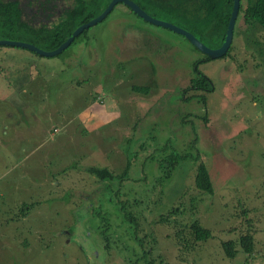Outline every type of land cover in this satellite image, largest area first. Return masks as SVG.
<instances>
[{
  "label": "rangeland",
  "instance_id": "rangeland-1",
  "mask_svg": "<svg viewBox=\"0 0 264 264\" xmlns=\"http://www.w3.org/2000/svg\"><path fill=\"white\" fill-rule=\"evenodd\" d=\"M239 21L233 28V60L226 56L201 62L198 71L210 80L212 91L192 93L188 100L183 99L182 88L193 76L194 60L203 58L201 52L178 34L134 17L121 5L59 55L44 57L20 47L0 46V176L7 170L0 177V190H4L7 205L21 198L46 200L35 210L40 213L44 209L36 215L37 222L25 220L24 224L9 225L7 241L0 238V264H126L122 258L125 253L119 247L109 255L95 250L93 255L99 263L88 254L91 244L82 239L88 218L82 220V225L80 221V205L86 202L79 200L85 192L83 180H96L86 174L88 167L117 172L123 169L125 135L132 137L130 150L146 142L147 148L139 152L140 159L150 150L153 158L159 157L161 149L166 148L191 155V142L196 138L194 146L213 182L212 195L195 191L196 163L185 170L177 169L169 180V189L178 192V197L183 187L188 194L184 202L175 203L179 214H184L171 219L184 223L198 220L212 234L192 254H185L186 262L174 230L156 222L160 213L174 206L167 203L169 195H164L161 205L151 204L148 199L150 209H142V213L157 238L156 254L170 264H244V256L222 258L219 248L221 241L237 237L243 208L252 222L259 252L246 264H264V32L244 26V31L237 33ZM144 30L151 34L148 46L139 43ZM29 73L42 83L31 87L37 96L29 92L27 102L21 103L16 93L26 83L22 77ZM3 76L11 82L10 87ZM82 79L85 83L81 86L73 85ZM133 84L148 87V93L132 92ZM95 95L99 101L91 105ZM86 106L89 108L81 126L76 115ZM3 125H7V133ZM28 125L32 130L21 127ZM44 136L49 138L43 141ZM32 147L35 149L30 153ZM19 148L25 152L19 154ZM152 165L142 174L147 181L154 175ZM50 178L61 179L63 189L75 187L71 192L78 196L76 210L70 204L69 192L60 200L55 190L49 195L54 181ZM189 196L202 201L190 207ZM104 208L111 211L112 205ZM56 210L60 215H54ZM63 218L68 220L65 227L72 230V235L64 236L62 247L53 240L65 234L60 233ZM27 223L35 228H31L32 235L29 233L28 252L21 254L12 243L13 231L16 227L18 233L24 231ZM142 226L149 232L146 223ZM45 244L49 246L40 249Z\"/></svg>",
  "mask_w": 264,
  "mask_h": 264
},
{
  "label": "trees",
  "instance_id": "trees-1",
  "mask_svg": "<svg viewBox=\"0 0 264 264\" xmlns=\"http://www.w3.org/2000/svg\"><path fill=\"white\" fill-rule=\"evenodd\" d=\"M110 1L111 0H0V40L25 42L43 51H52L61 45L77 27L97 17L107 7ZM131 1L152 18L171 23L186 30L209 48H218L222 44L233 4V0ZM120 5L131 15L142 20L128 7L119 3L96 25L103 23L114 9ZM34 9L35 11H33ZM45 12L47 13L45 14ZM238 18H240V21L237 25V33L244 31V26H250L252 29L255 28L257 31L264 32V0H239V8L235 23ZM90 28L91 27L83 30L73 39L66 49L79 38L85 37ZM150 35L151 34L145 30L143 33L140 32L141 42L138 40L139 43H144L145 46H148L147 44L151 43ZM178 35L183 37L180 34ZM183 39L191 44L185 37H183ZM193 48L199 51L196 47L193 46ZM231 50L232 46L230 44L227 52L222 57L230 56L229 58L233 60L232 55H230ZM35 54L38 55L37 53ZM201 54L203 58L196 59L192 63L193 76L188 79L187 85L182 88L184 100L190 99L192 93L212 91L210 80L198 71V65L211 58L202 52ZM2 72L0 68V76L3 75ZM33 77L31 73L22 77L26 83L18 87L19 91L16 94L19 102H27L30 96L29 92H31L32 96H37L34 94L31 87L33 88L42 82L39 79L37 80V76H35V79ZM3 78L7 80L5 76H3ZM56 78H58L59 81L61 76L58 75ZM10 83L11 82L7 80V87H10ZM55 83L57 84L58 82ZM73 83L75 86H81L82 83L85 82L84 79H82L81 83L79 81ZM56 84L52 85L56 86ZM148 90L146 86L134 84L131 86V91L136 94L146 95ZM41 100L42 98L37 100V102L40 103ZM91 101L97 102L99 101V97L96 95L95 97L92 96ZM83 130L82 128L81 131L86 132ZM135 130L136 129H133L132 132ZM125 137L126 146L122 147V151L125 154V164L121 171L117 172L112 168H98L93 166L85 170L86 174H89L92 179L96 178V180L91 181H89L88 178L86 181L83 180V182H85V186L83 187L85 192L82 194V197L81 195L79 196V200L81 199L83 202H86L80 205L82 209L81 213H83L80 219L81 225L83 222L82 220L85 217L88 218L87 221L84 222V228H82V230H84V232L82 231V239H86L85 241L91 244V250L85 249L88 250V254L91 253L90 255L96 263H99V260L93 255L95 250H100L101 253L109 255L111 250L118 249L119 247V249L123 250L125 253L122 258L126 264H170L162 255L156 254L158 249L157 238L153 235L154 231L150 224L146 222L142 213V209H150L148 206L149 200H151V204L155 205L157 202V204L161 205L163 204L164 195H169L166 196L167 203L169 202L174 206H168V209H165L164 213H160L158 215V221L156 222L174 230L173 236L176 238V241H178V245L181 246V256L184 257V261L186 262L185 254H192L191 252H194L199 245L208 242L212 234L211 231L203 227L198 220L184 223L177 218L171 219L172 216L179 217L184 214H179L180 209L178 206H175V203L184 202L183 197L188 194L185 193V188L183 187L180 191L181 194H179L180 197H178V192L169 189L171 185H168V183L177 169L185 170L187 165L196 163L193 182L195 191L204 196L213 194V182L208 166L194 146L196 138L193 140L194 143L193 141L191 142L193 148L191 155L178 153L166 148L161 149L162 154H160L159 157L156 155V158H153V152L150 150L140 159L138 156L139 152L147 148V146H145L146 142H141L130 150L132 144L130 141L132 137L128 135H125ZM150 163H153L154 175L150 181H147L142 174H145L144 169L148 167ZM135 175L136 177L134 178L133 176ZM50 179L54 180L53 182L55 183H51L52 187L48 189L49 195L51 196V193L55 190L56 196L58 200H60V197L64 196L65 192H69V197L72 199L70 204L74 206V210H76L78 196H74V193L71 192L75 190V187L71 185L63 189V187L60 186L61 179ZM75 182H78L77 179ZM86 186H89V190L86 189ZM153 196H158V201L152 200V198H155ZM3 197L0 196V238L7 241L6 238L9 237L7 228L9 225L13 224L17 226L19 222L24 224L27 220L35 221L36 215L39 216L40 213H43L44 209H42L40 213L35 210L39 209V205L45 203L44 201L46 200H38L39 198L30 200L31 197L28 199L21 198V201L18 200L19 203L16 207L10 208ZM169 198L170 200H168ZM146 199L147 201H145ZM188 199L190 201V207H192L196 201H202L192 196H189ZM49 200L53 201L54 199L52 200V198H50ZM143 201L146 202V204H144ZM110 204L112 205V210L106 211L104 207ZM53 213L54 215H60V212L57 210ZM246 213L247 210L242 208L240 214L242 217L239 219L238 227H236L239 228L237 237L232 240L221 241L219 247L223 253L222 258L225 257L233 260L237 257L244 256L242 257V262L244 264L248 263L249 260H252L259 253L255 249L252 222L250 219L246 218ZM91 216H96V218L92 220L90 219ZM111 216H113V219ZM63 221H65V224L61 227L62 230H60V233L67 232V234L55 236L56 238L53 240V243H56V245H62L64 236L69 238L72 235V230H67L68 228L65 227L68 220L63 218ZM143 223H146L149 227V232H145L142 226ZM32 227L35 228V225L29 226L28 224V227L19 233L18 228H14L12 243L17 247L18 251L20 248L21 254L28 252L27 248L30 246V241H28V239L29 233L31 235L33 233ZM115 234L118 237L113 240L112 237ZM68 243H70V241ZM48 246L49 244H45L42 248L40 247V249Z\"/></svg>",
  "mask_w": 264,
  "mask_h": 264
},
{
  "label": "water",
  "instance_id": "water-1",
  "mask_svg": "<svg viewBox=\"0 0 264 264\" xmlns=\"http://www.w3.org/2000/svg\"><path fill=\"white\" fill-rule=\"evenodd\" d=\"M119 3L128 7L136 16L141 18L143 21L153 24L155 26L166 28L172 32L182 35L200 52H202L203 54H205L211 59L222 57L227 52L231 44V41H232L233 28H234L235 20L237 17L238 8H239V0H233L232 10H231L230 17H229V20L226 26L224 40L222 44L220 45V47L218 48H209L205 46L204 44H202L198 39H196L191 33L187 32L186 30L179 28L171 23L152 18L151 16L146 14L143 10H141L131 0H111L108 3L107 7L97 17L77 27L61 45H59L56 49L52 51H43L41 49H38L32 44L20 42V41L0 40V45L25 48V49L33 51L37 53L38 55H41L44 57H51V56L58 55L64 49H66L70 45V43L73 41V39L77 37L83 30L89 27H92L96 25L97 23L101 22L107 16V14L113 9V7Z\"/></svg>",
  "mask_w": 264,
  "mask_h": 264
},
{
  "label": "crops",
  "instance_id": "crops-1",
  "mask_svg": "<svg viewBox=\"0 0 264 264\" xmlns=\"http://www.w3.org/2000/svg\"><path fill=\"white\" fill-rule=\"evenodd\" d=\"M96 102V101H95ZM94 102H92V103H90L91 105L93 104ZM96 103H98V102H96ZM89 108V106H86V108H83L80 112H78L77 113V115H76V118H77V120H78V123L81 125V126H83V124H82V120H83V115L85 114V111L87 110ZM4 125H5V123H4ZM3 125V129L2 130H4V132L5 133H7L8 132V127H7V125L6 126H4ZM21 127H23V128H25L26 130H29L31 127H30V125H28V126H21ZM30 130H32V128L30 129ZM13 136V135H12ZM18 136V132H15V137H17ZM13 138H14V136H13ZM49 137H47V136H44L43 137V141H46L47 139H48ZM12 140V139H11ZM31 150H29V152L30 153H33V151H34V149H35V147L33 148H30ZM23 152H25V150H23V149H21L20 150V148H19V154L20 153H23ZM27 154H28V152H27ZM8 165V164H7ZM9 170V169H8ZM7 171V170H6ZM6 171L5 172H2L1 173V176H3V175H5V173H6ZM0 176V177H1ZM4 177V176H3ZM0 196H4V190L3 189H1L0 190ZM14 202H12V203H9L8 204V207H10V208H13L12 207V204H14V203H19V201L18 200H13Z\"/></svg>",
  "mask_w": 264,
  "mask_h": 264
},
{
  "label": "flooded vegetation",
  "instance_id": "flooded-vegetation-1",
  "mask_svg": "<svg viewBox=\"0 0 264 264\" xmlns=\"http://www.w3.org/2000/svg\"><path fill=\"white\" fill-rule=\"evenodd\" d=\"M33 11H35V9L33 10ZM47 12H45V14H46ZM65 234H67V232H64Z\"/></svg>",
  "mask_w": 264,
  "mask_h": 264
}]
</instances>
